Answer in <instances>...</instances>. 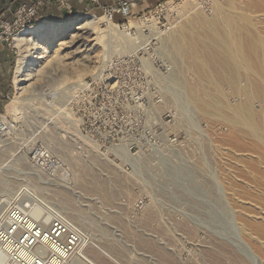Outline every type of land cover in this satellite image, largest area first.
Returning <instances> with one entry per match:
<instances>
[{
	"label": "rangeland",
	"instance_id": "1",
	"mask_svg": "<svg viewBox=\"0 0 264 264\" xmlns=\"http://www.w3.org/2000/svg\"><path fill=\"white\" fill-rule=\"evenodd\" d=\"M234 4L248 25L240 33L245 38L231 49L245 52L252 64L243 66L242 57H237V76L230 81L217 79L204 56L199 62L184 60L183 66L172 51L162 55L157 39L125 55L124 36H115L110 26L89 13L79 11L42 24L48 28L94 19L81 29L45 37L36 47L18 46L13 82L21 58L36 65L27 69L33 74L19 96L24 104L12 112L14 83L4 114L10 133L0 136V201L18 191L9 204L21 186L29 187L38 203L80 229L86 238L80 252L93 264H233L234 257L241 256L251 264H264L235 220L240 207L254 215L264 213V96L250 90L245 72L253 71L248 75L264 88V0ZM208 7L205 2L203 9L210 14ZM167 26L166 16L161 17L159 27ZM247 38L256 41L257 54L250 52ZM49 46L55 55L44 54ZM39 54L43 59L37 61ZM179 83L181 92L172 96L168 90ZM255 117L254 136L241 137L234 125L243 126L242 121ZM39 149L60 160L68 174L54 177L37 167L33 156ZM130 160L138 161L139 168ZM170 168L191 170L199 186L214 188L229 232L221 233L216 223L203 224L204 212H216L217 201L204 207L195 194L188 201L181 199L178 189H190L192 181L171 178ZM21 198L26 203V192Z\"/></svg>",
	"mask_w": 264,
	"mask_h": 264
},
{
	"label": "bare ground",
	"instance_id": "2",
	"mask_svg": "<svg viewBox=\"0 0 264 264\" xmlns=\"http://www.w3.org/2000/svg\"><path fill=\"white\" fill-rule=\"evenodd\" d=\"M205 2L208 3V6H210L208 7L210 8V10L208 9L210 11V14L205 13L206 10L203 9ZM205 2L194 4L193 2H190V1H185V2L182 1L180 4H178L177 7L171 9L169 13L170 15L167 16L168 20L172 22V19L175 16H177L180 20L179 21L177 20L176 21L177 23L175 25L170 24L169 28H167L166 31L161 30V28L158 26V23L154 20L149 21V22H144L143 24L136 25L139 31V35H138L139 38H137L138 36L137 37H130V36L127 37L126 34L123 33L124 34L123 35L120 29L115 26H110L111 27L110 29L112 30L115 36H121V37L124 36L123 39L125 41L124 42L125 46H123L122 44V49L128 52L125 55L134 53L136 52V50H139V49L141 50L147 43L150 42V40L152 41V40L157 39L156 41L159 42V46L162 47L160 48L162 49L160 51L162 55L164 56L166 54L169 55L170 51H172L180 58V60H182L183 66L186 60L192 59V60H196L199 62L201 61L202 56H204L207 58L208 64L211 65V73L213 75H218L217 79H219L220 81L221 80L230 81L231 79H235L234 76H237L236 75L237 71L233 68V64L235 65V62H236L235 60L237 57L239 58L242 57L241 60L243 62L242 64L243 66H245L244 64L246 65L252 64V60L248 59L249 57L247 56L245 52L242 53L243 54L242 55L238 52L233 51V49H231V47L234 46L239 41V39L242 40V38H245V36L240 33L246 32V29H247L246 26L248 24L246 23L244 24L242 17L240 16V14L237 13L234 0H205ZM179 5H180V8H179ZM190 10L195 11V12H193V14L188 13V11ZM233 14H236V15L234 16ZM94 19L93 20L87 19L84 22H77V23L71 22L65 25L64 24H54V25L49 26L48 28H45L43 26L34 27L30 29L28 32H25L24 34L20 35L17 38L16 44L17 46L22 45V47L23 45H26V44L36 47L37 45H39V42L45 37H48V38H50V36L54 37L56 33H59L62 30L72 31L73 28L81 29L87 25H91ZM245 20L248 22V18H246ZM147 30L149 31V34H146ZM170 30H172V32H170L169 34H167V36L164 37L165 32L168 33ZM131 38H137V39H131ZM245 41H246L245 42L246 45L249 47L250 52L253 51L255 54H257V51L254 50L256 49V41H253V39L251 40V38H247L245 39ZM208 44L212 45L211 47L214 48L213 49L214 51H208V46H207ZM202 49H206L208 52H204ZM224 51H226L227 53H224ZM52 53L54 54V51H53V48H51V46L45 47L44 54L49 55ZM44 54H39L36 60L38 61L40 59H43ZM249 56H252L251 53L249 54ZM170 62L173 64L176 63V61H174L173 59L170 60ZM260 64H262L263 66L264 61H260ZM31 65H36V64L31 63V61L25 59V57L19 60V64L16 70L15 79H14V83L17 88V96L14 98L13 102L11 103L12 112H16V110L19 109V106L24 104V102L20 100L21 97L19 96H21V94L24 92L23 86L26 83V81L31 80L30 77L32 76L33 72L28 73V70H27L29 66ZM182 70H181V73H182ZM198 70L200 73L201 71L203 72V68L201 67L198 68ZM176 71H180V70L178 69ZM176 71L174 72L176 73ZM245 72H246V76L248 79V87L250 88V90H252V92H254L255 95H259L260 98H263L264 88L261 87V85L259 86V84H257L256 80L251 77V74L248 75V73H251V72L253 73V71L248 69V71H245ZM222 73L223 75L224 74L225 75L222 76ZM176 74H179L180 76V72ZM177 77L175 75L173 76V79L176 80ZM179 86H180V83L171 87V89L168 90L172 96L174 95L177 96L178 92L179 91L181 92L182 87L181 86L179 87ZM81 88L82 87H80L79 89ZM183 89L187 93L188 96L192 95L190 89L188 88V85L184 84ZM66 104L67 102L62 104V107H66ZM191 104L193 105L192 101H191ZM184 109L185 108H183V110ZM199 112H202V111H199ZM185 113L186 112L184 110V114ZM257 120L258 119L256 117L254 120L247 119V120L242 121L243 126H239L237 124L234 126L236 128H240L241 130L240 133L242 134L241 137L243 135L244 136L247 135L246 133L248 134L251 133V135H253V133L251 132V129L252 128L254 129L256 127L255 122H257ZM262 123L264 124V121ZM235 141L239 144L244 143V141L241 139H236ZM127 157L129 156H126V158ZM258 158L261 159L260 157ZM130 163L134 166V168L136 169L139 168L138 161L130 160ZM3 170H4V164L0 166V173H2ZM183 171L184 172L181 173L179 170L175 168H170V171H169L170 177L173 179L177 176H182L184 178L189 177L190 181H192L190 185V189H178L180 198L188 201L189 196L192 194H195L197 197H201L202 199L201 203L204 207H207V204L211 203L212 201L213 203L214 201H217L216 207H215L217 211L212 212V214H210L212 216L204 212V219L202 222L203 224H206L208 226H212L213 223L214 224L216 223L218 225L217 229L221 230V233L229 232L228 231L229 228L227 227V224H228L227 216L224 214L225 211L223 210L224 208L222 207L221 199L218 198L216 191H214V188L213 187H212L213 189L212 188L206 189L207 187L206 188L204 187L205 189L202 188L201 186L197 184L195 180L196 176L194 172H192L191 170L189 171L188 169H185ZM195 185H197V188ZM20 189H22L21 193H19L17 197L21 198V196H23V193L26 192L27 197H33L37 200L34 194L31 195L29 193L30 192L29 187L23 185L20 187ZM14 195L7 197L5 200L2 198L3 200L0 201V216L3 213H5L8 207L12 204L13 200L17 198L16 197L8 204L9 200L12 197H14ZM21 200L23 199L21 198L20 201ZM53 207L57 208L54 205ZM250 211L252 212L250 208L248 209H246L245 207H240V209L237 208L235 220L238 223L241 234L247 239L248 243L250 244L251 248L253 249L257 257H259L264 263V213L259 214L258 216V215H254ZM43 212H44V208L41 207V209H39L38 211V215H42ZM208 217H210V219L212 220L211 223L208 221ZM46 222H49V219H47ZM232 262L233 264H245V263L251 264L249 259L242 257V256L239 258L234 257ZM71 264H93V263L89 258H87V256H85V254H83V252H80L74 258Z\"/></svg>",
	"mask_w": 264,
	"mask_h": 264
},
{
	"label": "built area",
	"instance_id": "3",
	"mask_svg": "<svg viewBox=\"0 0 264 264\" xmlns=\"http://www.w3.org/2000/svg\"><path fill=\"white\" fill-rule=\"evenodd\" d=\"M90 1L93 10L100 8L102 11L101 16L94 11L89 12L91 18H95L97 22L103 20L108 26L118 27L127 36L137 37L139 31L136 25L144 22L154 20L159 26L161 17L166 16L168 26L163 31L170 24L175 25L180 19L175 16L170 22L167 16L183 0L160 3L151 11L137 17H134L132 3L128 0H120L112 6H101L99 0ZM57 10L67 13L69 17L75 15L72 0L3 2L0 7V45L7 46L13 51L14 57L17 56V38L34 27L54 22L50 18ZM117 64L113 63L112 66ZM85 90L86 88L79 92L82 94ZM9 129L7 116L0 115V136L9 134ZM33 162L54 177L68 174L64 164L45 150H36ZM41 207L44 212L38 215ZM47 219L49 222H46ZM85 243L86 238L80 229L63 215L38 203L33 197H28L26 203L16 199L0 216V264H71L84 249Z\"/></svg>",
	"mask_w": 264,
	"mask_h": 264
},
{
	"label": "crops",
	"instance_id": "4",
	"mask_svg": "<svg viewBox=\"0 0 264 264\" xmlns=\"http://www.w3.org/2000/svg\"><path fill=\"white\" fill-rule=\"evenodd\" d=\"M7 0H0V7L3 2ZM101 6H112L117 4L120 0H99ZM132 3V11L134 17L140 16L142 13L151 11L160 3L169 1V0H128ZM72 8L75 14L81 12L89 13L94 11L99 16L102 15L100 8H95L90 0H72ZM69 17L67 13L62 11H54V14L48 16V19L59 20ZM14 54L11 49L5 45H0V115H4L8 112L9 101L13 95L14 82H13V62Z\"/></svg>",
	"mask_w": 264,
	"mask_h": 264
},
{
	"label": "trees",
	"instance_id": "5",
	"mask_svg": "<svg viewBox=\"0 0 264 264\" xmlns=\"http://www.w3.org/2000/svg\"><path fill=\"white\" fill-rule=\"evenodd\" d=\"M54 22L58 21V20H53Z\"/></svg>",
	"mask_w": 264,
	"mask_h": 264
}]
</instances>
